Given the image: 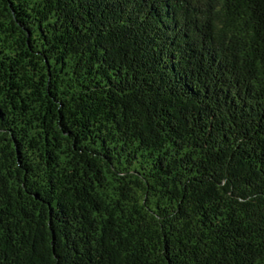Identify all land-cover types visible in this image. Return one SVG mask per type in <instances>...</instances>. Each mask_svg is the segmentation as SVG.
Segmentation results:
<instances>
[{
	"label": "trees",
	"instance_id": "1",
	"mask_svg": "<svg viewBox=\"0 0 264 264\" xmlns=\"http://www.w3.org/2000/svg\"><path fill=\"white\" fill-rule=\"evenodd\" d=\"M0 264H264V0H0Z\"/></svg>",
	"mask_w": 264,
	"mask_h": 264
}]
</instances>
